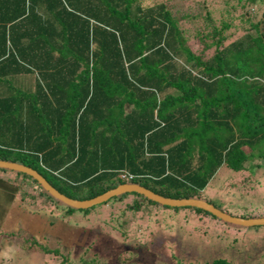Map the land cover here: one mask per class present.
<instances>
[{"label": "trees", "instance_id": "16d2710c", "mask_svg": "<svg viewBox=\"0 0 264 264\" xmlns=\"http://www.w3.org/2000/svg\"><path fill=\"white\" fill-rule=\"evenodd\" d=\"M218 1L174 14L165 1L0 0V159L35 169L79 200L125 182L201 198L223 167L264 172V0ZM7 196L53 227L27 248L46 264H65L72 254L73 264L129 263L127 248L128 258L116 250L109 263L93 251L94 236L86 243L72 235L98 219L106 227L100 210L115 201L123 207L120 226L129 214L180 209H187L182 218L207 217L213 234L257 226L230 227L201 208L161 205L136 192L74 208L30 175L0 168V202ZM56 231L51 249L44 241ZM178 262L235 264L219 254Z\"/></svg>", "mask_w": 264, "mask_h": 264}, {"label": "rangeland", "instance_id": "374dc122", "mask_svg": "<svg viewBox=\"0 0 264 264\" xmlns=\"http://www.w3.org/2000/svg\"><path fill=\"white\" fill-rule=\"evenodd\" d=\"M155 1H165L174 14H181L185 10L197 12L200 5L202 10L203 5L207 3L212 6L219 4L218 0H142V3L150 4ZM192 29L190 26L186 32L190 40L193 37ZM256 161V159L248 160L244 165L250 167ZM225 170L230 174V171L224 167L217 171L202 190L200 199L209 200V203L233 216L256 217L264 214V172L252 173L246 168L242 172H231L229 180L225 182L223 181L224 175L227 174ZM107 206L100 210V216L107 218L106 227L102 226L105 223L104 220L98 219L96 224L95 221L87 222L89 225H84L85 230L74 228L72 235L74 240L78 237L82 242L94 236L97 243H94L93 251L108 257L109 263L116 250L115 256L119 254L128 258L129 254L123 250L125 248L133 254V257L130 256L129 259L130 264H179V260L182 262L202 260L217 254L231 258L235 264H258L264 258V225L248 229L239 228L234 231L226 228L228 231L225 229L224 235L213 234L214 229L205 226L207 217L197 218L188 212L189 216L182 218L181 212H186L187 209H180L173 214L170 212L168 214L167 211L153 212L154 214L150 215L144 212L137 213L133 217L129 214V220L124 218L123 220L127 222L120 226L121 218H117L123 207L118 208L117 201ZM79 213L75 212L74 215ZM32 216L33 214L23 210V206L15 196H7V199L1 200L0 264H46L45 261L48 258L44 257V254L41 255L27 248L32 244V238L37 241L33 243L39 244L40 236L42 240L53 227L43 223L44 219L38 221ZM54 218L57 222L58 218ZM227 224L230 227L235 226ZM122 230L124 235L120 234ZM56 234H59V231L52 235L51 241H44L51 249L58 238ZM57 257L60 258V256ZM77 257L72 254L65 264L78 262ZM129 263L127 261L125 264Z\"/></svg>", "mask_w": 264, "mask_h": 264}, {"label": "water", "instance_id": "95a60500", "mask_svg": "<svg viewBox=\"0 0 264 264\" xmlns=\"http://www.w3.org/2000/svg\"><path fill=\"white\" fill-rule=\"evenodd\" d=\"M0 168L11 169L15 171H20L30 175L33 179H35L41 187L48 192L53 198L58 200L59 202L74 207V208H86L90 207L96 203L102 202L109 197L119 195L124 192H136L142 194L146 198L153 200L161 205L168 206H195L201 208L210 214L214 215L216 218H219L221 221H224L229 224L238 225V226H262L264 225V215L257 217H240L233 216L229 213H226L219 208L215 207L211 203L195 197H181V198H171L159 195L154 193L153 191L145 188L136 183H120L117 186L110 188L94 197L87 199H74L66 196L65 194L59 192L56 188H54L51 184L47 182V180L41 176L35 169L26 166L24 164L0 159Z\"/></svg>", "mask_w": 264, "mask_h": 264}, {"label": "built area", "instance_id": "2783aa9c", "mask_svg": "<svg viewBox=\"0 0 264 264\" xmlns=\"http://www.w3.org/2000/svg\"><path fill=\"white\" fill-rule=\"evenodd\" d=\"M120 176H121L122 178H125V177H126V174L121 173Z\"/></svg>", "mask_w": 264, "mask_h": 264}]
</instances>
